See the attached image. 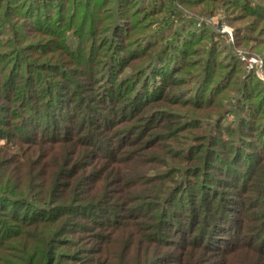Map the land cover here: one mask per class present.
I'll return each instance as SVG.
<instances>
[{
  "label": "rangeland",
  "instance_id": "obj_1",
  "mask_svg": "<svg viewBox=\"0 0 264 264\" xmlns=\"http://www.w3.org/2000/svg\"><path fill=\"white\" fill-rule=\"evenodd\" d=\"M80 1L88 2L89 8H82L76 0L62 2L65 10L60 14H63L64 21L69 22V29L60 31L58 39L48 36L44 39L54 38L63 46V50H57L53 56L50 53L44 59L49 60L50 56L57 58L60 55L57 60H62L61 71L65 74V78L63 74L56 75L55 80L60 93L75 95L77 101L86 103V108L79 105L81 113L87 114L86 111L95 115L104 113L102 116L105 118V130L101 131V135L117 137L116 146L120 147H115V155L123 161H128L125 170H121L120 174L114 173L120 175V180L111 181L112 194L105 193L108 198L109 195L113 196L112 204L118 212L115 219L125 223L118 226L122 232L113 239L117 242L112 250L115 264H164L167 261L151 258L156 245L151 236L156 231V216L160 209L156 204L154 209L148 206L154 203L148 195L159 193L160 195H157L162 199L178 182L183 183L185 187L183 191L177 189V194L190 192L194 195L201 191L207 192L204 182H201L200 187L197 182H192L193 179L197 181L192 167L209 169L214 174L215 181L211 188H215V192L233 193V196L224 201V207L228 208L233 200L236 201V206L245 210L253 204L258 206L262 204L253 197L252 190L255 187L250 190L243 188L245 179L241 178L251 176L248 170L250 157L246 156V152H255L259 157L260 148L264 143L261 128L257 127L259 121L251 120L249 116L252 105L253 108H257L262 95L264 98V14L255 15L253 10H248L243 4L250 8L254 6L255 10L264 12V0H133L125 4V6L129 4L126 6L125 13H128L126 16L133 20L130 22V34L127 37L122 35L127 22L125 19L122 21L121 18L114 27L116 12L120 17L122 12L119 8L124 2ZM24 2L29 6L28 10L20 11L18 8L21 7L10 6L9 9L12 10L8 11V15L4 11V4L0 14L10 20V25L0 20L2 31L0 44L10 38L9 36H13L12 26L19 24L18 27H21L20 30L24 33H30V29L37 28L36 20L39 17L35 15L37 14L34 12L35 6L30 7L31 1ZM162 6L165 9L161 13L150 14L157 12L156 10ZM54 9L56 8L51 11L54 17L50 16L53 21L59 14L57 9ZM73 9L79 10L74 22L68 20L73 18L71 12ZM85 15H90L96 21L92 28L91 21L85 22L88 17ZM21 17L24 19L20 20ZM134 24L145 26L143 32H134L132 28ZM180 25L192 28L184 32ZM161 27L164 29V36L167 35L166 38L160 39L161 42H158V38L157 40L150 38L153 46L146 53L143 52L144 45L141 47V43L145 35L141 34H158L163 30ZM113 28H116L117 35H113ZM173 30L176 37L167 39ZM93 31L95 33H92ZM202 31L203 38L198 37ZM92 36L94 41H91ZM35 37L34 32H31V38L35 40ZM112 37L114 42L110 43ZM174 43L176 46L172 47ZM165 46L168 48L164 49ZM205 60L206 62L211 60L213 64L210 68L211 75L204 79L200 74L204 72L201 71V65ZM45 72L48 78L50 72L49 70ZM64 79L67 80L68 89L63 87ZM59 82L62 84L59 85ZM241 88L250 90L251 97L249 95L245 97L246 93H241ZM58 94L56 92L55 95ZM255 116L256 119L263 121L264 112L261 111ZM11 124L5 130H11ZM94 128L99 131L98 126L94 125ZM180 128L184 129L179 133ZM5 140L0 139V152L4 150ZM26 145L30 146L25 144L24 147ZM9 146L12 149H8L4 154L0 153V164L5 163V166L12 164L11 158L14 160L15 155L20 154L22 150ZM32 147L35 150L48 148L47 143L32 145L30 148ZM81 148L90 150L88 155L82 157L84 172L93 170L91 174L87 173L88 180L94 184L100 179L99 184L106 185V176L97 169L99 162L102 161L98 162L91 146H87V149ZM234 153L238 154L237 159L232 158ZM53 155L47 154L44 163L48 159L62 161V156L54 153ZM41 158L43 157L37 159V163H42ZM90 163L92 165L87 166ZM43 164L34 167L37 189L31 193L44 189H39L45 174L44 170H40ZM66 166L67 174L62 175L67 176L64 181H67L76 170L75 164ZM263 170L264 162L260 174ZM24 171L25 169L18 173L14 170L12 178L18 176L24 178ZM206 177L208 181L210 177L207 175ZM24 182L23 180L22 183ZM86 186L87 184H84L81 187L85 190ZM20 191L22 192V189L15 192ZM248 202L249 205H245ZM7 204L6 201H0V206L6 207ZM112 204L109 200L106 207ZM179 204L183 207L187 205V201ZM18 205L22 213L25 212L24 202ZM131 205L137 207L131 208ZM139 205L148 206V209L142 208L144 215L136 217L134 211L138 212ZM126 206L128 208L124 209ZM258 206L254 207L253 212L249 210L250 215L252 214V220L249 222L261 224ZM165 207L174 209V212L184 213L181 206L167 203ZM130 212L133 217L130 216ZM107 217L109 220L112 219L109 213ZM242 218H246V221L250 219L247 215ZM2 219L0 217V220ZM112 226L107 229L108 236L113 230ZM226 233L227 231L223 232ZM225 241L227 240L223 237L218 239L217 243ZM247 241L250 242V238ZM97 244L95 238L89 243H83L84 253L81 257L87 259L92 256L95 261L92 252ZM248 245H239L241 247L212 260L217 264L224 261H227V264H264V254ZM158 246L159 251L179 250V247L169 245ZM61 250L70 249L64 247ZM171 254L173 253H169V256ZM206 258L202 264H210V258ZM62 264L75 263L65 261ZM171 264L179 263L174 261Z\"/></svg>",
  "mask_w": 264,
  "mask_h": 264
},
{
  "label": "trees",
  "instance_id": "obj_2",
  "mask_svg": "<svg viewBox=\"0 0 264 264\" xmlns=\"http://www.w3.org/2000/svg\"><path fill=\"white\" fill-rule=\"evenodd\" d=\"M10 1L12 0H0V13H2L4 4L6 15H8V11L12 10L9 9L10 6L21 7L18 8L21 9L20 11L28 10L29 6L24 2L25 0ZM28 1H31L30 7L35 6L34 12H37L35 15L39 17L36 20L37 28L32 29L33 31L30 29V33H24L20 30L21 27H18L19 24L15 27L12 26L13 36H9L10 38L0 44V139H6L3 144L4 150L0 153L4 154L8 149H12L9 145L22 149L20 154L15 155L14 160L13 158H11L12 161L9 160L12 164L6 166L5 163L0 164L2 167L0 169V201L8 202L6 207L0 206V217L3 218L0 220V264H62L65 261H73L75 264L78 262L81 264H115L112 250L117 242L113 239L122 232L118 226L125 223L115 219L118 212L115 211L116 207L112 204L113 196L109 195L108 198L105 193L112 194L111 181L120 180V175L114 173L120 174L121 170H125L128 161H123L115 155V147H120L116 146L117 137L101 135V131L105 130V118L102 116L104 113L101 115H95L88 111H86L87 114L81 113L79 112L81 110L79 105L86 108L87 104L77 101L75 95H65L59 91L55 79L56 75L64 73L61 71L62 60H57L60 55L57 58H52V56L57 50H63V46L54 38L58 39L57 35H60L58 34L60 31L69 29V22L64 21L63 14H60L65 10L62 6V2L65 0ZM120 1L124 2L119 8L122 14L119 17L118 12H116L114 27L121 18L122 21L126 20L122 35L127 37L130 34V22L133 20L127 18L126 14L128 13L125 11L129 4L126 6L125 4L133 0ZM76 2L84 9L89 8L88 2L83 3L80 0H76ZM64 5L66 4L64 3ZM243 7L253 10L255 15L264 14L261 10H255L256 7L254 8V6L250 8L243 4ZM53 8H56L59 13L55 16L58 18L54 21L50 18V16L54 17L51 13ZM164 9L162 6L161 9L156 10L157 12L150 14L161 13ZM78 11V9H73L71 11L73 18L68 20L74 22V17L78 15ZM167 11L170 14V11ZM85 16H88L85 22L91 21L92 28L96 21L90 15ZM22 19L24 17H21L20 20ZM0 20L10 25V20L3 17V14L2 16L0 14ZM82 20L81 18V22ZM53 22L55 23L53 24ZM135 25L132 26L134 32L142 33L145 26ZM180 27L183 28L184 32L192 28V26L185 25H180ZM116 28H113V35H117L115 34ZM163 31L164 29L158 34H141L145 35L141 43V47L144 45L143 52L146 53L153 46L150 38H154V40L158 38V42H161L160 39L166 38L167 35L164 36ZM31 32L36 35L35 40L31 38ZM172 34L167 39L176 37L175 30ZM203 34L202 31L198 37ZM47 36L54 38L44 39ZM113 39L112 37L109 42H114ZM91 41H94L93 36ZM158 42L156 41L157 44ZM175 46V43L172 44V47ZM166 48L168 46L164 47V49ZM50 53L52 56L49 57V60H45L44 57ZM206 61L201 65V71L204 70V72L200 75L204 79L207 75H211L210 68L213 64L211 60L210 62ZM47 70L50 72L48 78H46L45 72ZM63 75L65 78V74ZM66 81L65 79L63 81L64 89H68ZM58 84L61 85L62 82ZM240 91L246 93L245 97L248 95L251 97L252 92H249L250 90L247 88L244 90L241 88ZM56 92L59 94L55 95ZM260 99L257 108H253L252 105L249 116L251 120L259 121V125H256H258V129L261 128V135L264 140V118L263 121H260L255 116L261 111L264 112L263 95ZM253 104L256 107V103ZM10 123H12L11 130H5ZM94 125L99 127L100 132L96 131ZM183 129L180 128L179 133ZM40 143H47L48 148L42 147L36 150L33 147L30 148L32 145L35 146ZM25 144H30V146L24 147ZM87 146H91L94 154L91 153L96 156L98 162L99 160L102 161L99 162L97 169L106 176L107 181L104 186L99 184L100 179L91 184L86 177L87 173L89 175L93 171L89 169L87 173L84 172L82 157L88 155L90 150H83L81 147L86 148ZM260 149H258L260 150L259 157L255 152H246V156L250 157L248 170L251 176H242L241 178L245 179L243 188L250 190L255 187L252 193L257 201H261L262 204L259 206L253 204L245 210L236 206V201L233 200L228 208L224 207V201L233 196V193L229 191L215 192V188H211L215 181L213 180L214 174L209 169L198 166L191 168L197 179V181L193 179L192 182H197L198 187L201 186V182H204L207 192L201 191L194 195H191L190 192L177 194V189L183 191L185 187L182 185L183 183L178 182L162 199H159V193L148 195L154 202L148 206L154 209L156 204L160 209L156 216V231L151 236L156 243L153 248L152 259L160 260L161 258L167 261L164 264H171L174 261L179 264H202L203 259L209 257L210 264H217L212 258L216 259L244 244H249V247L264 254V216H262V213L264 214V170L260 174V168L264 162V143ZM40 153L41 155H39ZM53 153L62 156V161L48 159L44 163L46 155L54 156ZM235 154L232 155L233 159L238 158V154ZM39 157H43L41 158L42 163H37ZM72 163L75 164L76 170L67 181H64V178L67 179V176H62L67 174L66 165H73ZM42 164L43 167L40 170H44L45 174L39 189H44L41 192L31 193L32 190L37 189L34 167ZM90 165L92 163L87 164V166ZM24 169V178L20 176L12 178L14 170L19 173L20 170ZM205 174L210 177L208 181ZM23 180L24 183H22ZM84 184H87L85 190L81 187ZM134 184L136 185L137 182ZM18 189H22V192H15ZM109 200L112 205L106 207ZM183 201H187V205L182 207V204L179 203ZM21 202H24L25 205V212L23 213L20 205H18ZM167 203L181 206L184 213L174 212V209L166 208ZM245 205H249V202ZM148 206L139 205L138 212L134 211L135 216L144 215L142 208L148 209ZM256 206L259 207L261 224H256L254 221L249 222L252 220V214L250 215L249 210L253 212L252 210ZM133 207L137 206L131 205V208ZM127 208L128 206L124 209ZM108 213L112 217L111 220L107 217ZM244 215L250 219L246 221V218H242ZM130 216L133 217L131 212ZM109 226H112L113 230L109 232L108 236L107 229ZM224 231L227 233L223 234ZM223 237L227 241L218 244L217 240ZM93 238L98 241L96 249L92 252L96 258L95 261L92 256L87 259L81 257L84 253L83 243H89ZM248 238H250V242L247 241ZM258 241L261 243H257ZM157 244L163 247H167V245L179 247V250L159 251ZM64 247H68L70 250H61ZM169 253L173 254L169 256ZM72 256L73 258H71ZM227 263V261L222 262V264Z\"/></svg>",
  "mask_w": 264,
  "mask_h": 264
}]
</instances>
